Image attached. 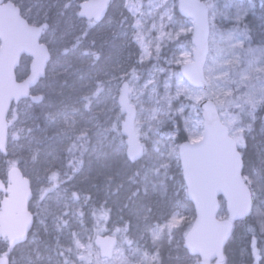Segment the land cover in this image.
I'll list each match as a JSON object with an SVG mask.
<instances>
[{"label": "rangeland", "instance_id": "rangeland-1", "mask_svg": "<svg viewBox=\"0 0 264 264\" xmlns=\"http://www.w3.org/2000/svg\"><path fill=\"white\" fill-rule=\"evenodd\" d=\"M9 1L17 6H24L25 17L32 16L34 24L38 23L42 14L47 13L50 5L48 0ZM116 1L114 16L101 24L99 30H108L112 25H121L124 21L121 34H116L115 39L117 38L116 42L122 44L126 51H121L115 61L84 79L86 84L97 85L96 90L84 89V97L75 100L69 107L62 106L59 111L49 116L54 119L60 133L64 134L61 138L66 140L82 136L93 143L94 154H98L107 143L118 144L117 126L121 131L124 120L118 97L123 83L128 82L131 105L137 111L135 129L143 144L150 142L153 143V148L156 147L157 136L164 143L167 140L174 141L180 127L185 128L187 141H200L203 138L204 121L199 104L203 100L214 101L222 121L231 129V135L236 140L239 139L245 128L244 118L248 116L254 120L256 110L264 105V60H261L260 52L249 46L239 24H235L240 22L241 17L233 19L234 24L227 25L228 27L214 23L215 18L224 11L225 3L232 0H204L211 14L209 55L205 65L207 87L201 89L190 85L182 74V68L193 60L194 44L189 49L185 42L183 51L176 54L165 66L157 63L162 47L172 36L178 38L193 33L191 19L186 18L190 20L189 24L173 21L172 10L175 1ZM244 1L254 3V0ZM263 7L264 3L259 5V9ZM68 16L66 22L70 29L82 28L79 22L75 23L73 15ZM90 25L95 26V22L90 21ZM51 33L52 31H47L48 38L44 42L48 45L53 41ZM29 63L28 59V62L18 69L17 74H22L26 67L29 72ZM46 88V84L41 83L37 92L43 93ZM87 96H92L93 100ZM32 106L33 103L26 99L14 106L10 112L12 127L9 130L8 150L13 164L9 168L0 166L1 175L7 177L9 169L17 166L14 157L22 152L20 141L26 139L34 124L30 114ZM119 115L121 119L116 120ZM167 122L173 126L170 133L163 132V126ZM155 132L159 135L153 138ZM71 133L72 135H69ZM123 141L125 143L124 136ZM164 148L157 147L154 150L158 159L155 172V179L158 181L159 172L165 166L166 159L173 154V147ZM24 152V159L31 162L27 177L38 196L33 198L30 204L36 223L28 242L17 248L16 259L12 264H152L145 252L136 246H127L131 239L121 233L115 234L118 245L113 258H101L94 239L97 235L109 232L104 221L107 215H96L94 222L88 213L90 205H87L85 213L91 221V224L87 225L83 211L85 191L78 188L51 189L49 179L55 178L53 170L56 158L48 159L40 155L41 157L35 159V150L29 146ZM45 187L51 189L46 196L41 193ZM226 217V212L220 216L221 219ZM189 218L190 214L181 210L152 228L150 234L156 241L168 239L169 242L173 239L175 229L185 226ZM3 245L2 248L8 247L7 244ZM254 258L253 264H258V255Z\"/></svg>", "mask_w": 264, "mask_h": 264}, {"label": "trees", "instance_id": "trees-1", "mask_svg": "<svg viewBox=\"0 0 264 264\" xmlns=\"http://www.w3.org/2000/svg\"><path fill=\"white\" fill-rule=\"evenodd\" d=\"M48 1L50 4L48 11L42 14L38 21V24L47 23L42 41L47 40V31H52L53 37L49 44L52 59L48 65L47 76L41 82L45 83L47 88L42 93L43 102L32 106L30 114L34 124L26 139L20 141L22 152L14 157L17 166L25 176H29L31 162L23 157L28 146L35 150V159L40 155L48 159L56 158L53 170L55 178L49 179L51 189L60 187L66 190L70 188L84 190L83 211L87 225H90L91 221L88 220L85 211L87 205H90L88 213L94 222L96 215L100 213L107 215L104 221L109 232L106 234L115 236L121 233L129 236L131 242L127 246H136L145 252L152 264H202L197 256L185 248L184 243L185 236L194 222V207L176 155L178 144L188 139L185 128H179L174 141L167 140L164 143L157 136L156 147L153 148V143H144L143 158L132 163L127 157L119 126L116 132L118 144L107 143L98 154H94L93 143L82 136L62 139L64 134L60 133L54 119L49 117L62 106L69 107L75 100L84 97L82 93L84 89L96 90L97 85L86 84L84 79L115 61L121 51H126L122 44L116 42L117 38L115 39L116 34H121L124 21L121 25H112L108 30H99L101 24L114 16L117 1L112 0L106 19L101 23H95V26L79 17V4L84 0ZM174 1L173 21L189 24L190 20L183 18L178 12V0ZM262 3L264 1L254 0V3H248L244 0H232L225 3L224 11L215 18L214 23L228 27L227 25L234 24L233 19L241 17L240 22L235 24H239L249 46L260 52V58L264 60V7L259 9ZM239 8L245 11L243 9L237 11ZM69 14L73 15L75 23L79 22L82 28L70 29L66 22ZM208 14H211L210 9ZM29 21L33 22L32 16H29ZM185 42L189 49L192 48L194 44L192 33L178 38L172 36V39L162 47L157 63L165 66L176 54L183 51ZM27 62L25 60L22 65ZM26 73L27 67L22 74H18V78H24ZM41 83L35 91H39ZM87 97L93 100L92 96ZM254 117V120L248 116L244 118L245 128L237 139L244 162L243 175L253 193V210L249 217L234 223L231 237L224 249L225 261L221 264H253L255 255H258L257 263L264 264V105L256 110ZM120 119V115L116 117V120ZM172 128L173 126L167 122L163 126V132L170 133ZM229 131L232 134L230 128ZM156 135H159L158 132L154 133L153 138ZM168 146L173 147V154L166 159L165 166L159 172L158 181L155 179L158 159L154 150L157 147ZM12 164L10 152L7 157L0 153V166L9 168ZM0 177L6 179L5 175L0 174ZM51 189L45 187L41 193L46 196ZM36 197L37 192H34V198ZM221 205L219 216L226 212L225 204L221 202ZM181 210L190 214L185 226L175 229L173 239L169 242L168 239L154 240L150 230ZM2 247L1 254L8 256L12 263L16 259L17 248Z\"/></svg>", "mask_w": 264, "mask_h": 264}, {"label": "water", "instance_id": "water-1", "mask_svg": "<svg viewBox=\"0 0 264 264\" xmlns=\"http://www.w3.org/2000/svg\"><path fill=\"white\" fill-rule=\"evenodd\" d=\"M112 0H85L79 4V17L86 21L103 22ZM178 12L193 21V60L182 74L194 88H206L205 65L209 55L210 21L207 6L202 0H178ZM47 23L30 24L21 8L9 0H0V153L9 155V120L13 106L29 99L33 104L43 102V94L34 93L46 78L52 54L42 41ZM29 58V72L19 79L17 72L23 58ZM130 85L123 83L118 103L124 120L121 133L125 137L126 154L132 163L144 156V145L139 139L135 120L137 111L131 105ZM203 118V138L195 143L185 141L178 148V158L189 198L194 207V222L187 232L185 248L197 256L202 264H221L224 249L234 223L249 217L253 210V193L244 175V162L238 140L230 135L212 100L199 104ZM0 239L7 240L13 249L26 243L34 228L35 216L30 209L34 197L31 180L18 166L9 169L7 184L0 177ZM221 201L228 214L219 217ZM94 244L100 257L112 259L118 238L97 235ZM0 264H11L8 256L0 257Z\"/></svg>", "mask_w": 264, "mask_h": 264}, {"label": "flooded vegetation", "instance_id": "flooded-vegetation-1", "mask_svg": "<svg viewBox=\"0 0 264 264\" xmlns=\"http://www.w3.org/2000/svg\"><path fill=\"white\" fill-rule=\"evenodd\" d=\"M111 4H112V3H111ZM19 7L21 8L22 15L25 17V15H24V9H25V7H24V9H22V6H19ZM25 18L29 21V16H28V18H27V17H25ZM29 23H30V24H34L33 22H30V21H29ZM42 24H43V23H42ZM34 25H41V24H38V23H37V24H34ZM44 32H45V31H44ZM43 35H44V34H43ZM42 38H43V37H42ZM48 46H49V45H48ZM50 51H51V50H50ZM51 54H52V52H51ZM28 59H29V58H26V57L23 58L22 63H23L25 60L28 61ZM29 61H30V59H29ZM22 63H21V66H22ZM21 66H20V67H21ZM35 90H36V89H35ZM36 93H38V92L35 91V94H36ZM39 94H42V93H39ZM43 96H44V95H43ZM2 179H3V178H2ZM3 180H4V182L7 184V177H6V179H3ZM33 192H34V191H33ZM0 194H1V193H0ZM2 198H3V195H2ZM33 198H34V197H33ZM3 244H7V245H8V241H7V240H2V239H0V247H1V246H4ZM19 246H20V245H19ZM19 246H17L16 248H18ZM1 256H3V255H2L1 252H0V257H1Z\"/></svg>", "mask_w": 264, "mask_h": 264}]
</instances>
